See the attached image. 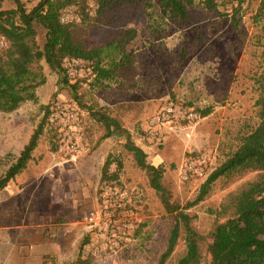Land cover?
Returning a JSON list of instances; mask_svg holds the SVG:
<instances>
[{"label":"rangeland","instance_id":"rangeland-1","mask_svg":"<svg viewBox=\"0 0 264 264\" xmlns=\"http://www.w3.org/2000/svg\"><path fill=\"white\" fill-rule=\"evenodd\" d=\"M22 1L31 9L39 0ZM262 1L243 0L236 11L238 0L218 11L195 3L185 20L164 15L159 0H125L105 14L94 8L85 22L66 13L65 20L76 22V38L88 48L118 42L122 48L112 54L124 56L123 62L103 77L88 62L67 59L69 79L79 85L72 93L43 60L46 81L37 88L38 102L0 112L2 174L41 121L40 106L52 110L33 159L0 191V264H74L85 237L81 257L89 264H158L174 217L125 148L126 132L150 163L165 167L170 202L183 207L193 201L207 175L258 123L254 77L264 56ZM13 7L12 0L3 2V8ZM37 41L45 42L42 27ZM207 107L211 112L201 115ZM65 108L73 119L61 113ZM192 111L196 117H188ZM98 112L117 119L123 130L103 138ZM202 154L209 157L205 172L186 177L188 161ZM110 155L123 164L119 180L106 184L102 169ZM255 176L229 184L218 179L203 201L186 209L193 229L207 239L223 220L210 209ZM185 235L183 229L164 264H176L186 253Z\"/></svg>","mask_w":264,"mask_h":264},{"label":"trees","instance_id":"trees-1","mask_svg":"<svg viewBox=\"0 0 264 264\" xmlns=\"http://www.w3.org/2000/svg\"><path fill=\"white\" fill-rule=\"evenodd\" d=\"M4 1L0 0V35L7 39V45L0 50V112L11 113L26 101L38 102L37 88L46 81L43 60L60 74L61 87L69 88L72 93H77L79 85L71 83L69 79L65 67L67 59L86 61L95 73L103 77L110 76L115 66L122 64L124 56L118 60L112 54V50L120 51L122 48L118 42L111 46L88 48L74 36L75 20H65L64 16L72 11L85 22L91 18V10L94 8L98 14H105L125 0H39L31 9L22 0H12L15 7L6 9L3 8ZM227 1L229 0H159L162 13L178 20L187 19L188 8L195 3H203L218 11L219 5ZM242 1L238 0V4L232 9L238 10ZM263 7L264 0L261 9ZM38 27L45 31L43 46L37 41ZM123 42L125 41L120 43ZM106 57L110 58V67L103 64ZM254 86L257 93V125L240 136L239 145L207 175L195 199L183 207L171 203L167 196L162 181L165 167L150 163L145 150L134 143L126 132L125 148L132 153L137 165L147 172L151 187L160 193L166 210L174 217L167 248L161 254L158 264H164L171 256L183 229L187 251L176 264H264V56L262 67L255 74ZM40 107L44 110L41 121L15 161L0 174V191L34 157L33 152L52 115L49 104H42ZM210 112L211 107H207L201 109L200 114L205 116ZM94 114L106 126L103 138L123 130L120 122L107 113ZM113 164L117 167L114 171L111 170ZM122 164L120 158L108 156L103 165L101 182H117ZM250 172H256V176L229 192L216 208L210 209L211 213L223 220L216 222L209 237L205 239L191 226L192 217L186 209L203 201L218 179L229 184ZM204 240L205 250L202 247ZM87 241L85 237L81 243L80 257L74 264H89L87 259L81 257L83 245Z\"/></svg>","mask_w":264,"mask_h":264},{"label":"built area","instance_id":"built-area-1","mask_svg":"<svg viewBox=\"0 0 264 264\" xmlns=\"http://www.w3.org/2000/svg\"><path fill=\"white\" fill-rule=\"evenodd\" d=\"M7 45V39L0 35V50L4 48ZM173 112V107H167L165 113L167 115L171 114ZM61 113H64L65 115H68L70 118H74V112L69 111L68 108L62 109ZM59 115V114H54ZM188 117H196V114L192 111L188 114ZM209 162V157L206 154H202L200 157H198V160L190 159L187 163V168L185 169L186 177H188L189 173L199 174L202 175L203 172H205L204 166H207Z\"/></svg>","mask_w":264,"mask_h":264}]
</instances>
